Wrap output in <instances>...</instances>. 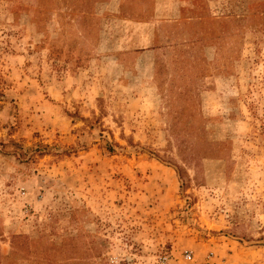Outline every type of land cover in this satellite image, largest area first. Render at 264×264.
I'll return each instance as SVG.
<instances>
[{
  "label": "rangeland",
  "instance_id": "374dc122",
  "mask_svg": "<svg viewBox=\"0 0 264 264\" xmlns=\"http://www.w3.org/2000/svg\"><path fill=\"white\" fill-rule=\"evenodd\" d=\"M0 264H264V0H0Z\"/></svg>",
  "mask_w": 264,
  "mask_h": 264
},
{
  "label": "built area",
  "instance_id": "2783aa9c",
  "mask_svg": "<svg viewBox=\"0 0 264 264\" xmlns=\"http://www.w3.org/2000/svg\"><path fill=\"white\" fill-rule=\"evenodd\" d=\"M183 259H184L185 261H189V260L191 259L190 254H189V253L184 254V255H183Z\"/></svg>",
  "mask_w": 264,
  "mask_h": 264
}]
</instances>
